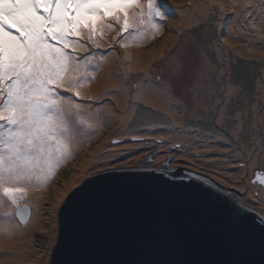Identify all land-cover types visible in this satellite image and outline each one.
<instances>
[{
  "label": "rangeland",
  "instance_id": "374dc122",
  "mask_svg": "<svg viewBox=\"0 0 264 264\" xmlns=\"http://www.w3.org/2000/svg\"><path fill=\"white\" fill-rule=\"evenodd\" d=\"M193 1L159 0L167 16L163 21L158 20L163 26V33L155 40L149 38L144 48L136 50L140 57L141 52L150 56L154 53L150 73L144 74L141 68L129 70L118 57L121 70L117 74L124 78L128 87L127 107L134 111L128 125L123 128V135H118L122 122L116 116L122 117L123 114L118 96L113 93L99 96L92 106L101 108V120L110 118L109 126L91 141L82 143L75 159L58 170L48 192L44 194L43 225L31 228L35 215L32 201L34 191L29 192L26 201L31 209L29 222L25 225L17 217L13 218L19 227L25 231L31 230L29 245L38 251L37 260L32 264H49L58 237V213L69 194L87 178L121 166H186L233 187L240 191L237 195L264 210V188L258 182H253L258 172L264 173V16L258 7L260 0H246L252 5L253 16L246 17L244 13L239 18L238 42H230L228 34L232 22L238 17V6L233 14V7L223 8L222 0H215L218 3L213 7L208 6L202 17L200 8L193 5ZM192 5V8L198 7L197 17L194 16V20L187 23L185 18L192 15L187 9ZM246 34V39L242 41ZM179 59L177 68L174 60ZM152 85L160 91L155 93V97L159 100L166 98L181 112L180 116L175 110L170 114L160 110L143 96L137 99L138 94H145L146 87ZM119 88L115 90L121 91ZM197 101L199 105L194 108ZM205 101L211 104L210 110L204 107ZM108 105L117 109L114 117L105 113ZM218 109L224 110L226 116L232 113L239 115L242 110L239 128L234 127L237 121L233 119L226 118L218 123ZM157 124L163 130L171 128L172 135L176 137L185 130H191L193 135L200 137L199 145L205 144L207 147L186 151L180 140H167L160 136L161 132L146 136L144 131ZM132 135L144 139L132 141ZM117 140L122 142L111 143ZM173 142L179 144L180 148H173ZM241 150L244 159H234ZM92 154L95 157L106 154L111 157L107 162L104 159L93 160L99 163H93L85 173L79 175L80 163ZM166 159L169 161L167 164L164 163ZM220 161L227 165L220 166ZM253 162L256 163L251 167ZM242 163L247 165L243 169L239 167ZM73 175H77L78 182L70 181ZM226 175L236 178L229 180ZM66 188L65 195L59 198L57 190Z\"/></svg>",
  "mask_w": 264,
  "mask_h": 264
},
{
  "label": "snow or ice",
  "instance_id": "6c2138e0",
  "mask_svg": "<svg viewBox=\"0 0 264 264\" xmlns=\"http://www.w3.org/2000/svg\"><path fill=\"white\" fill-rule=\"evenodd\" d=\"M243 7L252 17V5ZM258 7L264 16V0ZM165 19L159 0H0V217L8 225L0 224V233L14 217L26 225L29 192L49 186L75 159V146L109 126L110 118L101 120V108L92 106L98 96L86 89L112 56L131 70L136 50L162 35L158 20ZM217 111L218 123L233 119L239 128L242 110Z\"/></svg>",
  "mask_w": 264,
  "mask_h": 264
},
{
  "label": "water",
  "instance_id": "95a60500",
  "mask_svg": "<svg viewBox=\"0 0 264 264\" xmlns=\"http://www.w3.org/2000/svg\"><path fill=\"white\" fill-rule=\"evenodd\" d=\"M237 194L186 166L100 172L60 207L49 264H264V210Z\"/></svg>",
  "mask_w": 264,
  "mask_h": 264
},
{
  "label": "bare ground",
  "instance_id": "6f19581e",
  "mask_svg": "<svg viewBox=\"0 0 264 264\" xmlns=\"http://www.w3.org/2000/svg\"><path fill=\"white\" fill-rule=\"evenodd\" d=\"M193 5L196 4L198 5V7L201 10V14L200 16H205V13L208 9V6H214L215 0L212 1H208V0H201L199 2H195V0L193 1ZM245 3H248V1L246 0H222V7L223 8H227V7H233V6H238V17H236V19L232 22V27L229 29V39L230 42H238V39L240 36V31H239V26H237L239 18L245 13V9L243 7V5ZM220 4V3H219ZM193 5L191 7H189V9H187L192 15L189 17L185 18V22L189 23L192 20H194V16L197 17V12H198V7L192 8ZM220 6V5H219ZM217 8H220V7ZM230 7V8H231ZM159 23V22H158ZM247 34L242 38V41H244L246 39ZM150 38V37H149ZM141 57L138 56V52H135V55L138 57L139 62L138 63H134L132 65L131 69L135 68H141L142 71L144 72V74H148L150 73V69L149 66L152 65L151 63V59L154 56V53H152V55H146L144 52H141ZM119 55L117 56H112L109 58L108 62L105 64V66L103 67V69L97 74L96 79L91 82L90 87L86 89L87 92H89V94H95L98 97H102L104 95H106L107 93H113L115 95L118 96V103H119V107L123 109V114L122 117L116 116V118H121V122L122 125L120 124V129L119 131L121 132V129L125 128L128 125L129 120L132 117V108L129 109L128 106V87L124 81V78L119 77V75L117 74L121 69H120V61L118 60ZM175 65L177 68H179L180 65V59L178 60H174ZM126 63V62H125ZM127 65V64H126ZM121 79V80H120ZM146 85V84H145ZM116 87H120L119 89H121V91L117 92ZM157 86H150V87H146V91L145 94H139L140 97L143 96L144 99L147 102L152 103L153 105H155L156 107L160 108V110L163 111H167L169 112H173V110H175L178 116H180L181 112L174 106L171 105L170 103H168L166 98H163L162 100L157 99L155 96L156 92H160L158 89H156ZM138 96V95H137ZM173 101L176 100L175 95H173ZM185 103V102H183ZM206 103V101L204 102ZM186 105L188 106V102L186 103ZM117 109L113 106V105H108L107 107H105V113L107 115H109L110 117H114V114L117 113ZM121 112V111H120ZM119 112V113H120ZM193 115H195L196 113L192 112ZM94 115V114H93ZM86 118H88V114L85 113ZM182 119V118H180ZM159 124L155 125V127L153 126L152 129H147L145 130V135L146 136H152L154 134H160V132L162 134H160V136H163V138L167 139V140H180L184 145V149L186 151H198L201 149L206 148L207 146L204 144L203 146H200L199 144H201L200 142V137L199 136H195L193 135V132L191 130H185L184 132H181L180 134H178V136H174L172 135V129H162L160 126H158ZM211 138V137H210ZM152 144V143H151ZM81 145V144H80ZM80 145L75 146L76 147V153L75 156L77 155V150L80 149ZM243 153L242 152H237L236 156L233 157L234 159L237 160V158H241V155ZM193 155H190V157ZM111 157V156H109ZM108 155H102L101 157H95V155H91V156H87L86 159H83V161L80 163V170L79 172H77L79 175L81 173H85L86 170L94 164H98L99 162L94 163L93 160L95 161H102L101 159H104L105 162H107V159L109 158ZM97 158V159H96ZM94 163V164H93ZM256 162H253L251 164V167H253L255 165ZM218 164H222L224 165V167L227 165V163L220 161L218 162ZM221 166V165H220ZM219 170H221V168H219ZM224 170V169H223ZM225 175V174H224ZM223 174L220 176H224ZM238 176L240 175V173L237 174ZM227 176V179L229 180H233L236 177L235 176ZM77 175H73L70 178V181L72 182H78L79 180L76 178ZM51 183V182H50ZM50 185V184H49ZM69 188V187H68ZM58 189L56 192V195L61 198L63 195H65L67 189ZM47 190H49V186L44 187L39 189L37 192L34 191V194H32V201H33V205H34V218H33V222H32V227L31 228H36V227H40L43 225L42 222V218L41 216L43 215V208L42 206L44 205L43 201H44V194L46 192H48ZM5 208L8 207V204L6 203L4 205ZM11 225H13L10 230L5 231L0 233V264H32L35 262V260H37V255H38V251H36L35 249H33V247H31L29 245L30 239L28 238L29 234H31V230H27L25 231V229H22L21 227H19V225L15 222L12 221L10 222ZM0 224H5L4 220L2 217H0ZM55 224H53L54 226ZM52 226V227H53ZM5 227H8L7 224H5ZM7 250L6 252L4 250Z\"/></svg>",
  "mask_w": 264,
  "mask_h": 264
}]
</instances>
